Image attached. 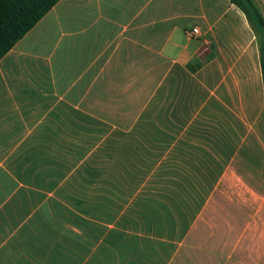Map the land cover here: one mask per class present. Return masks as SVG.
Instances as JSON below:
<instances>
[{
	"label": "crops",
	"instance_id": "crops-1",
	"mask_svg": "<svg viewBox=\"0 0 264 264\" xmlns=\"http://www.w3.org/2000/svg\"><path fill=\"white\" fill-rule=\"evenodd\" d=\"M251 1L264 18V0ZM232 7L59 0L0 59V264H264V171L235 163L254 166L248 146L264 155L260 64L257 105L244 93L234 100L218 61L198 65L206 41L189 35L197 27L233 36L240 23L255 35ZM130 91L143 93L134 120L116 129L135 128L148 110L150 133L166 132L164 143H150L166 146L167 160L182 148L188 161L220 164L186 225L165 219L147 233L125 219L92 218L78 203L79 181L88 189L79 132L87 147Z\"/></svg>",
	"mask_w": 264,
	"mask_h": 264
},
{
	"label": "rangeland",
	"instance_id": "rangeland-1",
	"mask_svg": "<svg viewBox=\"0 0 264 264\" xmlns=\"http://www.w3.org/2000/svg\"><path fill=\"white\" fill-rule=\"evenodd\" d=\"M225 2L229 3L227 0H225ZM232 8L234 12L236 11V14L240 16L238 9L235 7ZM200 36L206 42L198 65H206L212 58L214 61H218L219 66L222 65L221 71L223 75H225V84L227 83L228 87V89L225 87L224 91L230 92L234 100L237 97H242L244 93L247 104L256 106L259 95L258 89L260 78L258 35L256 33L255 35L250 32L248 33L243 23H240V26H237V33L233 36H230L229 34H217L214 37L211 36V34L201 35V33ZM243 90L245 91L242 92ZM137 95L142 98L143 93L136 92L135 94L130 91L127 93V96L121 100L119 114L114 115L108 113L107 115H104L106 121L104 122L105 124L95 125L92 132L93 140L89 134L87 147H85L83 143V141H85L83 132H79L77 144L79 152L77 162L79 169L78 173L79 178H81V176L84 178L85 175L88 174V189L85 191V188H83L85 187V183L81 184L82 182L79 181L77 184L79 186L78 203L79 205H88L92 207V218H98V220H101L102 218L104 220L113 218L112 213L117 209L114 206L120 207V214L118 215H125L128 210L132 209L133 206L139 203L141 200L140 194H144L143 189L146 186H149L151 179L150 170H156L157 164L154 163L153 165L150 163L149 158L143 157L140 161L138 157L136 158L134 165L133 158L130 159L127 155L118 158V160L114 157H110L113 148H109L108 145L110 143L115 145L116 142H118V145L115 146L118 147L130 144L132 148H129V150H131V154H133V144L136 138L135 132H133V129H116L117 127L114 126L113 122L118 121L124 123V126L132 124L134 113H136L138 109L137 107L136 109L133 108V103H137V100L134 99V97L137 98ZM102 117L103 116H95V120L101 121L100 119H102ZM145 118L148 120L149 116L146 115ZM109 121L112 124L109 123ZM91 141H93V146L90 145ZM122 143L124 144L122 145ZM143 152L144 151H142L141 154ZM243 152L247 153L248 157L253 161L252 165L254 166L246 167L244 161L239 160L235 162L239 169L244 171L255 169L264 171V155L259 152V150L253 146H248V148L243 149ZM144 155L148 157L149 151L147 150ZM112 160L120 162H118L119 164L116 161H113L112 163ZM161 165L162 169L164 168L163 164H159L158 169H160ZM152 166L154 167L151 168ZM119 167L123 169L118 171ZM134 167L138 170V176L139 174L140 178L142 176L143 182H140L139 178L137 183V187L139 188L134 194H130L132 192V190L128 189L130 186V180L128 178L123 180L122 178L124 177V173L126 176L134 175L132 174L134 172ZM90 176L91 179L89 181ZM109 186L113 187L110 189V192L108 191ZM121 186H126V193L119 195L118 187ZM147 196L148 192L146 197H142V200L146 201ZM97 202H102V206L105 204V207H94L93 203ZM118 215L116 217H118ZM95 229L97 228L95 227Z\"/></svg>",
	"mask_w": 264,
	"mask_h": 264
},
{
	"label": "trees",
	"instance_id": "trees-1",
	"mask_svg": "<svg viewBox=\"0 0 264 264\" xmlns=\"http://www.w3.org/2000/svg\"><path fill=\"white\" fill-rule=\"evenodd\" d=\"M59 0H0V59L31 29L33 26L43 18L51 8ZM231 5H234L245 16L247 21L253 27L255 33L258 35V51L261 83L263 87V104H264V18H262L259 11L254 7L251 0H227ZM148 110H145L139 117L138 123L133 132H135V141L133 144V154L129 148L130 144L118 147V142L109 144L112 149L110 157L118 158L129 156L133 158L134 165L136 158L139 160L149 158L150 163L157 164L156 170L151 169V179L149 186L143 189L144 194H140L141 200L132 209L128 210L125 215L120 214V207L114 206L117 209L115 214L112 213L113 218L108 220H115L117 218L125 219L141 225L142 230L148 233L152 224L164 222L165 219L174 218L180 224H188L194 215L197 213L205 197L208 194L215 177L213 173L220 170L219 163H195L188 161L186 155L189 152H183L182 148H178L173 152L168 160L165 157L166 146L155 145L164 143L166 139V132L149 131L150 115ZM149 119L146 120L145 116ZM149 121V122H146ZM154 143L151 144V140ZM115 141V140H114ZM124 143H122L123 145ZM147 150L148 157L145 156ZM144 151L142 154L141 152ZM112 160L111 162L113 163ZM117 163L120 161H116ZM119 164V163H118ZM163 164L160 169L158 165ZM152 166L151 168H153ZM123 169L119 167V170ZM195 172V173H193ZM115 173V172H114ZM117 173V172H116ZM134 175L126 176L124 173L123 180L128 178L130 186L128 189L132 190L130 194L139 188L137 187L140 174L134 167ZM142 176L140 182H143ZM126 186L118 187V193L125 194ZM113 187L109 186L110 189ZM142 189V188H141ZM146 201L142 197L147 195ZM94 207L104 208L102 202L93 203ZM113 211V210H112ZM117 213V214H116ZM118 215V217H116ZM98 219V218H95ZM137 229V228H136ZM182 229V227H181Z\"/></svg>",
	"mask_w": 264,
	"mask_h": 264
},
{
	"label": "built area",
	"instance_id": "built-area-1",
	"mask_svg": "<svg viewBox=\"0 0 264 264\" xmlns=\"http://www.w3.org/2000/svg\"><path fill=\"white\" fill-rule=\"evenodd\" d=\"M189 35L190 36H199L200 35L199 29L197 27H193L190 30Z\"/></svg>",
	"mask_w": 264,
	"mask_h": 264
}]
</instances>
